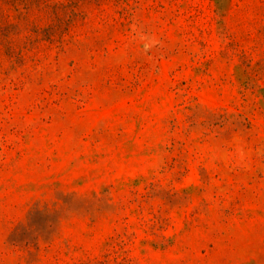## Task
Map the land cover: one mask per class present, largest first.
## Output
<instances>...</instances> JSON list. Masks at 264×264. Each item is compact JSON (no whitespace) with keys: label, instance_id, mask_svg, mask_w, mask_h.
Returning <instances> with one entry per match:
<instances>
[{"label":"rangeland","instance_id":"rangeland-1","mask_svg":"<svg viewBox=\"0 0 264 264\" xmlns=\"http://www.w3.org/2000/svg\"><path fill=\"white\" fill-rule=\"evenodd\" d=\"M0 264H264V0H0Z\"/></svg>","mask_w":264,"mask_h":264}]
</instances>
